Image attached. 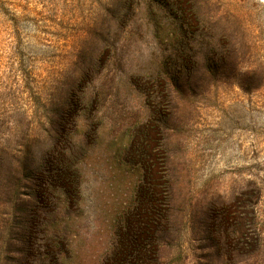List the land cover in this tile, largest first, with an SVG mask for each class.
<instances>
[{"label":"rangeland","instance_id":"374dc122","mask_svg":"<svg viewBox=\"0 0 264 264\" xmlns=\"http://www.w3.org/2000/svg\"><path fill=\"white\" fill-rule=\"evenodd\" d=\"M189 4L203 23L186 49L196 71L187 75L186 96L177 105L166 101L159 113L151 103L160 93L149 101L142 85L155 82L169 44L187 28L173 0H0V144L11 148L32 133L41 155L46 98L58 100L70 87L74 101L82 99L65 132L79 142L67 141V160L70 168L83 166L81 196L43 204L36 246L45 264H57L54 255L66 264H102L125 224L121 179L135 187L142 175L132 146L143 139L159 141L163 179L166 155L177 164L184 223L174 264H226L211 252L205 209L213 197L245 198L254 185L262 190L264 244V0ZM79 74L85 77L77 80ZM35 185L28 180L15 206L0 209V264H22ZM244 264H264V245L257 261Z\"/></svg>","mask_w":264,"mask_h":264},{"label":"trees","instance_id":"16d2710c","mask_svg":"<svg viewBox=\"0 0 264 264\" xmlns=\"http://www.w3.org/2000/svg\"><path fill=\"white\" fill-rule=\"evenodd\" d=\"M173 4L179 7L178 10L186 19L187 28L185 30L183 27L184 31L169 44L173 46V51L166 50L167 55L162 62V70L157 73V81H146L142 85L149 101L153 93H160V100L156 104L151 103L154 111L159 113L163 112L161 108L166 101L177 105L178 97L186 96L187 75L193 76L198 63L196 56L186 54V49L192 41L191 34L203 29L202 18L190 6L189 0H173ZM80 77L82 79L85 75L79 74L77 80ZM63 93L58 100L50 94L43 103L44 112L39 127L46 145L41 155L36 154L34 146L38 138L31 136L32 133H26L11 148L0 144V209L2 206H15L18 197L25 193L22 186L28 180L36 184L33 192L28 194L33 198L34 204L25 226L24 241L27 250L22 264H45L39 260L41 252L36 246L37 225L43 219V204L54 206L55 201L57 203L62 199L61 195L71 200L74 196H81L83 166L70 168L67 160L70 150V147L67 148V141H70L72 147L79 146V142L72 137L69 139L65 132L73 120L76 104L79 101L81 103L82 99L76 97L74 101L75 94L70 87ZM158 142L143 139L138 147L132 146L134 158L142 163V175L135 187L128 176L121 179L126 191L120 195L127 198L122 202L125 204L123 209L127 210L125 224L124 228H118L116 245L104 250L108 254L102 259V264H174L180 260L181 223H184V215L181 213L183 207L177 194V164L170 154L166 155L165 159L169 161L168 175L163 179L158 171L159 156L154 151ZM133 152L125 156L127 162L132 159ZM5 184L8 186L6 191L3 190ZM60 190L64 192L60 194ZM261 195V188L254 185L245 198L229 202L227 197H213L208 203L205 215L208 219V236L212 242L211 252H216L226 264H244L259 259L264 245L257 208ZM129 200L134 208H131L130 203L126 206ZM238 203L245 206L241 208ZM55 221L53 218L50 225L54 227ZM50 229L51 227L46 228L44 234ZM67 244L72 248V243ZM74 250L76 249L73 247ZM51 252L47 247L46 254L49 256ZM77 254L82 255L81 252ZM52 259H56L57 264H66L61 256L54 255ZM73 263L75 262L70 261L69 264Z\"/></svg>","mask_w":264,"mask_h":264}]
</instances>
